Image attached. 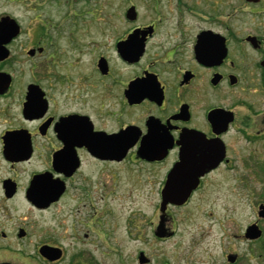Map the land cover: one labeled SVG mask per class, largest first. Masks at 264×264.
<instances>
[{
    "label": "flooded vegetation",
    "instance_id": "af4514ba",
    "mask_svg": "<svg viewBox=\"0 0 264 264\" xmlns=\"http://www.w3.org/2000/svg\"><path fill=\"white\" fill-rule=\"evenodd\" d=\"M122 1L39 22L0 0V264H108L117 231L153 264L187 223L175 264L264 251V0Z\"/></svg>",
    "mask_w": 264,
    "mask_h": 264
},
{
    "label": "rangeland",
    "instance_id": "374dc122",
    "mask_svg": "<svg viewBox=\"0 0 264 264\" xmlns=\"http://www.w3.org/2000/svg\"><path fill=\"white\" fill-rule=\"evenodd\" d=\"M41 0H22V9L21 16L22 21L26 19H33L39 22H42L43 19H48L50 16V20L53 21H67L72 18V12L75 10L80 16L84 13L83 19H90L89 14L95 11L97 17L101 19H107V16L110 13V4L112 3L116 11L122 10L123 1L122 0H79L76 4L74 3L72 6L66 7L65 5L57 8L56 6L50 5V8L46 4L44 8L39 7V3ZM73 1L71 2V4ZM27 8H31L33 12H25ZM74 18V17H73ZM72 18V19H73ZM38 24V23H37ZM260 190V188H259ZM128 192L125 194L124 188H117V211H120L121 203L123 202V198L125 196V201H127ZM136 193L133 192V196ZM148 208L147 211L151 212L152 210V201L153 196L148 194ZM256 205L257 202L249 205L247 202L244 204V209L242 213V222L241 226L243 227L247 223L253 221L256 218ZM191 212V210H188ZM118 222H120L118 220ZM176 224L174 223V227ZM192 225L190 223L184 224L179 227V232L172 236L171 238L165 240L164 242L156 245L154 250H152V254L150 250L148 251L151 255V260H153V264H175L176 260L174 258L175 253H185L189 248L188 243L190 236L194 231L192 229ZM122 230V228H121ZM240 231V229H239ZM238 231V232H239ZM123 232V230H122ZM181 234L179 235V233ZM117 231V252L109 251V260L108 264H135V255L136 250L130 247L125 240L121 238V235L118 234ZM120 238V240H119ZM233 250L239 253L242 257L241 264H264V251L263 250H254L250 249L247 242L243 239H237ZM139 248V247H138ZM143 248V247H140ZM236 248V249H235ZM191 259L190 261H179V264H211L214 263H222L219 251L214 250L212 247H208L207 240L203 241L201 244H198L197 247L192 251L189 250ZM260 255V256H258Z\"/></svg>",
    "mask_w": 264,
    "mask_h": 264
},
{
    "label": "water",
    "instance_id": "95a60500",
    "mask_svg": "<svg viewBox=\"0 0 264 264\" xmlns=\"http://www.w3.org/2000/svg\"><path fill=\"white\" fill-rule=\"evenodd\" d=\"M130 13H131V10H128L127 13H126L127 17H129ZM181 190H189V188L183 187V188H181ZM176 191H177V188L172 186L170 182L169 183L167 182V184H166V186H165V188L163 190V196L165 198L168 197L170 202H173V200H174V198L176 196L175 195ZM179 196L182 197V198H185V195H183V194H181ZM250 230H254V229L251 228Z\"/></svg>",
    "mask_w": 264,
    "mask_h": 264
}]
</instances>
